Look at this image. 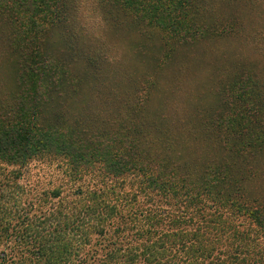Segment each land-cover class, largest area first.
Returning a JSON list of instances; mask_svg holds the SVG:
<instances>
[{
	"label": "trees",
	"instance_id": "obj_1",
	"mask_svg": "<svg viewBox=\"0 0 264 264\" xmlns=\"http://www.w3.org/2000/svg\"><path fill=\"white\" fill-rule=\"evenodd\" d=\"M215 1L243 2L0 0V56L17 85L0 97V264H264L263 79L242 72L223 91L232 113L206 120L217 151L205 160L169 153L142 120L144 95L125 122L73 107L76 67L99 81L105 61L81 49L83 17L131 18L174 44L235 35V16L206 19Z\"/></svg>",
	"mask_w": 264,
	"mask_h": 264
},
{
	"label": "rangeland",
	"instance_id": "obj_2",
	"mask_svg": "<svg viewBox=\"0 0 264 264\" xmlns=\"http://www.w3.org/2000/svg\"><path fill=\"white\" fill-rule=\"evenodd\" d=\"M224 4L215 1L206 19L214 21V11L235 16V35L191 36L183 44L167 42L161 31L137 26L131 18L114 28L105 22L90 25L83 17L77 33L79 45L86 52L101 54L105 61L99 81L76 67L85 80L79 85L83 98L73 104L74 111L86 113L89 105L103 118L114 120L117 114L125 122L123 115L134 112L144 95L142 120L169 139L170 154L182 157L185 153L203 160L213 157L217 149L215 142L207 139L206 120L219 110L232 113L223 91H228L242 72L264 80V0ZM52 42V51L62 54V38L55 35ZM14 75L0 56V97L16 91ZM263 188L264 178L253 186L258 191Z\"/></svg>",
	"mask_w": 264,
	"mask_h": 264
}]
</instances>
